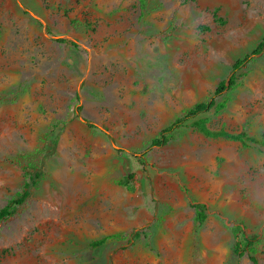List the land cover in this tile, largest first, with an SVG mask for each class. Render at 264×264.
<instances>
[{"label": "rangeland", "instance_id": "374dc122", "mask_svg": "<svg viewBox=\"0 0 264 264\" xmlns=\"http://www.w3.org/2000/svg\"><path fill=\"white\" fill-rule=\"evenodd\" d=\"M263 37L264 0H0V209L37 174L0 264H253L234 232L264 264L263 149L194 120L150 147L213 98L209 130L264 141V53L214 96Z\"/></svg>", "mask_w": 264, "mask_h": 264}, {"label": "trees", "instance_id": "16d2710c", "mask_svg": "<svg viewBox=\"0 0 264 264\" xmlns=\"http://www.w3.org/2000/svg\"><path fill=\"white\" fill-rule=\"evenodd\" d=\"M140 5L143 7L145 5V0H138ZM183 1H190V0H183ZM56 42L58 43H62V44H72L69 40L64 39V38H56L55 39ZM261 53H264V37L262 38V40L259 42V44L257 45V47L251 52L250 55L245 56L244 58H242L241 60H238L237 62L234 63L232 70H231V76L228 79L227 82L225 83H220L217 88L215 89L214 92V96H220L223 93H225L227 90H231L234 88L235 83H236V74L237 72H239L240 70H242L250 61L251 58L254 56H257ZM76 105L74 108V115L77 118H80V120L84 123V125L89 128V129H93V130H97L99 132H101L102 134H104V136L111 142L114 144V140L112 138V136L106 132L105 130H103L102 128H100L99 126H97L95 123L82 118L80 115L81 112V104L79 103V98L76 97ZM225 107V102H216V100L210 99L206 102H202V103H198L196 105H194L186 114L185 116L176 119L171 125H169L167 128H165L164 130H162L158 136L154 139L151 140L150 142V147H163L165 146L168 142L169 139L172 136V133L182 127L184 125L185 122L189 121V120H194V125L195 127L206 137L208 138H224V139H228V140H232V141H237L239 143H241L242 145H246L247 142L259 145L263 151H264V141L263 140H254V139H249L243 132L241 133H237V134H231L228 133L226 131H218V132H213L211 130L208 129V127L206 126V122L203 119H197L199 116L208 114V113H218L219 111H221L223 108ZM197 119V120H196ZM115 150L119 153H129L126 150H123L122 148H115ZM146 152H143L142 154H140V158H141V163L144 164V156H145ZM27 176H28V180L27 182L24 184V187L21 188V190H19L18 192H16L5 204V206H3L0 209V222L9 219L10 217H12L14 215V213L17 211V209H19L29 198L30 193H31V188L33 187V185L36 182V177L37 174L36 173H31V172H27ZM133 178V175H129L127 177H125L123 179V181L121 182V185L128 187L129 185V181ZM197 218H196V223L200 224L204 217L200 212H196ZM235 235V244H234V252L239 256H243L244 253L246 251H248V253L250 254L249 258L252 261L253 264H256V260L253 256V253L255 251L253 242H251V240L247 237H245L244 235L241 234V237L239 238L237 236V233L234 232ZM120 235H116V236H108L105 238H102L98 241H95L93 243H91L92 247H98L101 246L102 244H104L107 240L109 239H115V238H119ZM131 241V238H129L128 242Z\"/></svg>", "mask_w": 264, "mask_h": 264}]
</instances>
